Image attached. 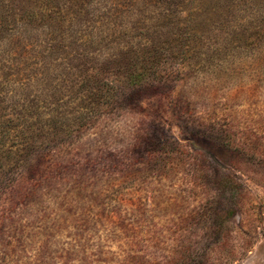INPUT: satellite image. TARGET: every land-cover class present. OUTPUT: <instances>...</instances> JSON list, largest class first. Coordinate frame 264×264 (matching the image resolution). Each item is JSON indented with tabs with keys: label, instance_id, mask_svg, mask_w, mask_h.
<instances>
[{
	"label": "rangeland",
	"instance_id": "374dc122",
	"mask_svg": "<svg viewBox=\"0 0 264 264\" xmlns=\"http://www.w3.org/2000/svg\"><path fill=\"white\" fill-rule=\"evenodd\" d=\"M0 264H264V0H0Z\"/></svg>",
	"mask_w": 264,
	"mask_h": 264
}]
</instances>
